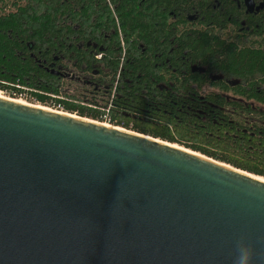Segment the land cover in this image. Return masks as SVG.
I'll return each instance as SVG.
<instances>
[{
    "label": "trees",
    "instance_id": "1",
    "mask_svg": "<svg viewBox=\"0 0 264 264\" xmlns=\"http://www.w3.org/2000/svg\"><path fill=\"white\" fill-rule=\"evenodd\" d=\"M249 1L0 0V89L264 177V10Z\"/></svg>",
    "mask_w": 264,
    "mask_h": 264
},
{
    "label": "water",
    "instance_id": "2",
    "mask_svg": "<svg viewBox=\"0 0 264 264\" xmlns=\"http://www.w3.org/2000/svg\"><path fill=\"white\" fill-rule=\"evenodd\" d=\"M108 125L0 97V264H264L263 180Z\"/></svg>",
    "mask_w": 264,
    "mask_h": 264
},
{
    "label": "clouds",
    "instance_id": "3",
    "mask_svg": "<svg viewBox=\"0 0 264 264\" xmlns=\"http://www.w3.org/2000/svg\"><path fill=\"white\" fill-rule=\"evenodd\" d=\"M234 253L232 264H254L255 249L243 235L235 241Z\"/></svg>",
    "mask_w": 264,
    "mask_h": 264
},
{
    "label": "bare ground",
    "instance_id": "4",
    "mask_svg": "<svg viewBox=\"0 0 264 264\" xmlns=\"http://www.w3.org/2000/svg\"><path fill=\"white\" fill-rule=\"evenodd\" d=\"M0 97H7V96H2V95H0ZM12 99H14V100H16V101H18V102H20V103H23V104H31V103H28V102H24L23 101V99H16V98H12ZM36 106L37 107H41V108H45V109H49V110H53V109H51L50 107H46V106H44V105H38V104H36ZM56 111V110H55ZM61 112H64L65 113V111H61ZM67 113V112H66ZM70 114H72V113H70ZM73 116H76V117H80L79 115H76V114H72ZM86 119H88V120H91V119H89V118H86ZM104 125H108V124H106V123H103ZM109 126V125H108ZM119 127V126H118ZM120 129H122V130H127V129H125V128H122V127H119ZM128 131H130V130H128ZM132 132H134V131H132ZM136 133V132H135ZM148 136V135H147ZM151 137V136H150ZM152 138V137H151ZM154 139H156L157 141H161V142H165V143H169L170 145H174V146H176V147H180V148H182V149H185V150H187V151H191V152H193V153H197L198 155H201V156H203V157H206V158H208V159H212V160H214V161H216L215 159H213V158H210V157H207V156H205V155H203V154H200L199 152H196V151H193V150H191V149H188V148H185V147H183V146H180V145H178V144H176V143H170V142H167V141H164V140H161V139H158V138H154ZM219 162V161H218ZM220 163H222V164H224V165H227V166H229V167H232V168H234L233 166H231V165H229V164H226V163H223V162H220ZM234 169H238V168H234ZM238 170H240V169H238ZM240 171H243L244 173H248L249 175H252L253 177H256L257 179H261V180H263L264 181V177H262V176H259V175H256V174H253V173H250V172H247V171H244V170H240Z\"/></svg>",
    "mask_w": 264,
    "mask_h": 264
},
{
    "label": "flooded vegetation",
    "instance_id": "5",
    "mask_svg": "<svg viewBox=\"0 0 264 264\" xmlns=\"http://www.w3.org/2000/svg\"><path fill=\"white\" fill-rule=\"evenodd\" d=\"M264 10V1L257 2L256 0H250L247 2V13Z\"/></svg>",
    "mask_w": 264,
    "mask_h": 264
},
{
    "label": "rangeland",
    "instance_id": "6",
    "mask_svg": "<svg viewBox=\"0 0 264 264\" xmlns=\"http://www.w3.org/2000/svg\"><path fill=\"white\" fill-rule=\"evenodd\" d=\"M0 95H2V96H8L9 97V95H7L6 94V92H4V91H2L1 89H0ZM16 99H19V98H16ZM21 99V98H20ZM23 101L24 102H28V103H31L30 101H28V100H25V99H23ZM31 104H36V103H31ZM38 104V103H37ZM38 105H40V104H38ZM47 107V106H46ZM49 107V106H48ZM51 109H53V110H59V109H56V108H53V107H50ZM62 111V110H61ZM201 154V153H200ZM227 164V163H226ZM230 165V164H229ZM232 166V165H231Z\"/></svg>",
    "mask_w": 264,
    "mask_h": 264
}]
</instances>
